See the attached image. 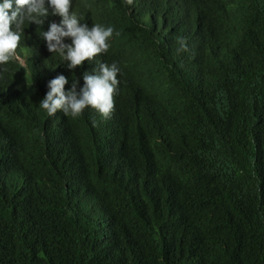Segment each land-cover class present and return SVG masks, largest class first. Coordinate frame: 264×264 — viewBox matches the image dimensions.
<instances>
[{
	"label": "trees",
	"instance_id": "obj_1",
	"mask_svg": "<svg viewBox=\"0 0 264 264\" xmlns=\"http://www.w3.org/2000/svg\"><path fill=\"white\" fill-rule=\"evenodd\" d=\"M79 3L126 98L48 116L75 71L24 29L0 66V264H264V0Z\"/></svg>",
	"mask_w": 264,
	"mask_h": 264
},
{
	"label": "clouds",
	"instance_id": "obj_2",
	"mask_svg": "<svg viewBox=\"0 0 264 264\" xmlns=\"http://www.w3.org/2000/svg\"><path fill=\"white\" fill-rule=\"evenodd\" d=\"M175 5L180 16H189L187 3ZM30 23L41 27L39 39L47 51L75 71L70 76L66 70L53 72L57 76L47 82L39 108L48 116L59 111L72 118L97 113L107 118L113 99L126 98L119 90V82L125 79L121 45L115 42L109 48L113 27L96 23L79 0H0V66L20 59L17 48ZM179 42L184 49V41Z\"/></svg>",
	"mask_w": 264,
	"mask_h": 264
},
{
	"label": "bare ground",
	"instance_id": "obj_3",
	"mask_svg": "<svg viewBox=\"0 0 264 264\" xmlns=\"http://www.w3.org/2000/svg\"><path fill=\"white\" fill-rule=\"evenodd\" d=\"M145 1V0H144Z\"/></svg>",
	"mask_w": 264,
	"mask_h": 264
}]
</instances>
